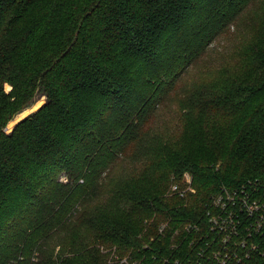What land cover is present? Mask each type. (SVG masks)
I'll return each instance as SVG.
<instances>
[{"label": "trees", "instance_id": "obj_1", "mask_svg": "<svg viewBox=\"0 0 264 264\" xmlns=\"http://www.w3.org/2000/svg\"><path fill=\"white\" fill-rule=\"evenodd\" d=\"M248 181L264 193V0H0V264H106L98 243L136 249Z\"/></svg>", "mask_w": 264, "mask_h": 264}, {"label": "built area", "instance_id": "obj_2", "mask_svg": "<svg viewBox=\"0 0 264 264\" xmlns=\"http://www.w3.org/2000/svg\"><path fill=\"white\" fill-rule=\"evenodd\" d=\"M174 182L168 194L190 191ZM149 228H144L143 232ZM140 247L123 254L117 245L101 247L107 264H264V193L256 183L222 188L205 202L204 213L174 225L162 221Z\"/></svg>", "mask_w": 264, "mask_h": 264}, {"label": "rangeland", "instance_id": "obj_3", "mask_svg": "<svg viewBox=\"0 0 264 264\" xmlns=\"http://www.w3.org/2000/svg\"><path fill=\"white\" fill-rule=\"evenodd\" d=\"M237 36V35H236ZM233 36H226V37H224V38H222L220 41H219V43L218 42H216V43H214V45L212 46V49L211 50H209V52H210V56H209V58H208V60L212 63V62H215V61H219V59L221 58V57H219V56H221V53H223V52H225V54H227L228 52H230V50H232L234 47H235V45L233 44ZM237 38H238V36H237ZM4 88L7 90V91H9L11 88H10V86L8 85V84H5V86H4ZM41 101L42 102V105L45 103V96H43L42 94H40V93H38L35 97H34V99L32 100V104L29 106V107H27L26 109H28V108H30V107H32V105L33 104H36V102H38V101ZM41 105V106H42ZM34 106V105H33ZM40 106V107H41ZM39 108V107H38ZM37 108V109H38ZM37 109H35L34 111H36ZM22 112V111H21ZM17 114H19V113H17ZM17 116V115H16ZM15 116V117H16ZM14 117V119L13 120H15L16 118ZM10 123V122H9ZM8 123V124H9ZM8 128V125L6 126V131H8V130H10V129H7ZM187 177H189L190 179H191V175H190V173H188V172H186L185 171V174H184V178H183V182H184V184H186L185 185V188H187L188 187V182H187ZM173 183L174 182H171L170 183V185H169V187H171L172 185H173ZM176 183H178V182H176ZM169 187H168V191H167V193L169 192ZM166 193V194H167ZM169 195V194H168ZM171 196H176V195H171ZM168 197V196H167ZM107 247L108 245H106V244H103V243H98L97 245H96V247H97V250L98 251H100L101 250V247ZM118 251L120 252V253H124L125 251H120L119 249H118ZM54 253H59V246H56L55 247V250H54ZM100 253L101 254H103V257H104V260H105V263L107 264V256H105V254L104 253H102V251H100ZM37 257H38V255L37 256H35L34 258H36V259H34V261H36L37 260Z\"/></svg>", "mask_w": 264, "mask_h": 264}, {"label": "water", "instance_id": "obj_4", "mask_svg": "<svg viewBox=\"0 0 264 264\" xmlns=\"http://www.w3.org/2000/svg\"><path fill=\"white\" fill-rule=\"evenodd\" d=\"M32 111H34V110H32ZM32 111H31V112H29V113H27V114H25L24 116L20 117V118L17 120V122H18V121H20L21 119H23V118H24L26 115H28V114L32 113ZM17 122H15V123L12 125L11 129L13 128V126H14V125H16V124H17Z\"/></svg>", "mask_w": 264, "mask_h": 264}]
</instances>
